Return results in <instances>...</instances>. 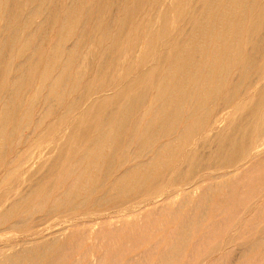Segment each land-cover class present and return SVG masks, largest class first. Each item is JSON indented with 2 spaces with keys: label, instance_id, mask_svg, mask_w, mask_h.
<instances>
[{
  "label": "bare ground",
  "instance_id": "1",
  "mask_svg": "<svg viewBox=\"0 0 264 264\" xmlns=\"http://www.w3.org/2000/svg\"><path fill=\"white\" fill-rule=\"evenodd\" d=\"M145 1L111 0L112 9L109 11L111 16L104 21L99 16L104 0H69L66 3L51 0L50 4L49 0H0V64L10 54L23 58L22 62L15 59L19 62L15 65L13 59L10 65L13 67L7 69V73L12 74L13 78L8 84L6 83V89L0 85V103L3 105L0 111V137L7 132V122L18 113H20L19 120L17 119L15 127L24 124L25 129L32 127L34 129L47 119L53 106L64 105L66 107L64 114L67 116L75 110L80 111L79 118L74 121L67 136L65 146L56 154L52 162L48 163V167L41 176L34 179L27 190L17 194V198L8 203V207L0 209V228L10 220L20 205H27L26 211L19 220H14L15 222H12L8 229H25L31 218L38 216L35 224L29 229L32 238L37 239L24 240L22 245L18 242V245L16 243L1 245L0 264H78L79 261H69L70 254L75 246L82 245L85 240L90 239V234L93 233L96 239H108L120 236L121 233L125 234L128 229L135 231V227L139 224L150 222L157 216L165 214L171 218L179 213L180 207L191 210L188 207L189 199L197 192H199L198 199L201 200L218 192L230 198L243 179L253 177L252 173L258 171V167L264 164V150L258 152V158L251 159L250 166L247 168L244 169V163H242L249 138L254 133L258 135L264 133V118L256 123V116L264 107L263 84L259 86L253 99L239 104L241 112L228 128L217 132L214 139L207 143L208 151L194 150L187 153L186 169L177 171L176 180L185 179L207 165L223 170L222 173L219 174L221 171H218L216 175H209L203 180L198 179L199 181L187 184L186 188L160 199L154 195L140 203L143 205L120 214H115L116 210L113 211L115 215L109 214L103 217H100L103 213L100 215L94 213L93 218L90 215L92 219L85 220L84 216L82 218L84 220L78 221L75 219L76 215L68 213L83 208L89 203L99 207L108 206L119 202L122 198L148 189L149 185L155 182L158 176L179 157L182 147L209 121L215 99L220 94H224L223 102L231 103L237 85L250 78V74H264V0H206L203 11L192 21L191 36L180 43H173L171 53L164 58L161 71L157 74L150 72L139 77L140 72L138 76L133 74L135 67L149 60L155 43L165 38V31L156 30L153 25H149L144 35L143 45L141 44L137 63L125 66L124 75L127 79L120 82L119 77L109 75V69L114 60L113 54L117 49L119 50L123 36L129 31ZM192 1H175L177 17H183L190 10ZM157 3L158 0H155L156 5ZM31 14L43 15L37 27L39 31L37 34L41 36L48 26H53L52 22L55 18L59 19V25H54V28L61 39L57 40L49 50L43 51L39 41L31 45L34 33L26 31ZM164 20V17L160 18V22ZM85 22H89L91 29L81 26V23L85 24ZM91 31L100 33L99 39L95 42L101 48L100 59L96 66L99 75L97 81L88 79V71L93 61V50L91 45L89 47ZM37 37L40 38V36ZM71 38L74 43L67 45ZM17 44L20 46L18 47ZM30 47L33 49L32 54L24 57V51ZM235 70L238 71L239 77L231 83L228 79ZM33 77L37 79V86L24 103L26 105H22L21 93L24 83ZM106 86L111 88L109 94L101 93L100 96H91ZM150 92L153 94L147 109V115H150V118L133 120L135 112L145 104ZM40 103L45 104V107L43 110L39 108L42 112L38 109L39 115L35 119L32 113ZM41 106L40 104L38 107ZM182 123H184L183 128L180 127ZM40 131L37 132L40 133ZM173 134L176 136L168 139ZM164 138L168 140L163 142ZM32 139L36 140V138ZM261 145L263 144H259ZM20 152L19 154H23ZM149 153L152 154L151 157L147 156ZM62 167H64L63 170H61ZM53 176L58 178L62 189L51 196L49 185L45 180ZM215 180L217 183L212 182ZM10 188L12 187L8 189ZM100 190H103L102 193L97 195ZM53 217L62 220L51 222ZM201 220L202 216H199L195 221L196 225H200ZM193 221L192 216L187 212L182 215L177 228L169 231L170 243L164 252L158 255L160 258L155 264H167V257L187 241L189 225ZM55 223L60 224L61 227L50 231ZM261 232L264 236V228ZM3 237L13 239L18 238V235L6 234ZM0 241L3 242L2 239ZM197 244L195 243V246ZM254 244L260 245L264 251V241H254ZM221 248L223 250V247ZM135 255L138 256V254ZM95 260H93L95 264L103 263L102 259L98 258L96 262ZM212 261L209 263L217 264ZM133 262V258H130L124 264H134Z\"/></svg>",
  "mask_w": 264,
  "mask_h": 264
},
{
  "label": "rangeland",
  "instance_id": "2",
  "mask_svg": "<svg viewBox=\"0 0 264 264\" xmlns=\"http://www.w3.org/2000/svg\"><path fill=\"white\" fill-rule=\"evenodd\" d=\"M57 1L59 3H64V2L66 3V1L68 2L69 0H57ZM119 1L122 2V0H118V2ZM175 1L176 0H158L157 5L155 4V0H146L145 1V3L141 6V8L139 10V13H138L139 16L138 15L136 16V18L134 19V21L131 24V27L129 28V31L123 36L119 50L117 49L115 54H113L114 60H113V65L109 69V75L113 74L114 76L119 77L120 82H124L127 79L126 76L124 75L125 66H127L128 64L134 63V62L137 63L139 51H140V48L142 47L144 39H145L144 35L146 34V31H147L146 29L149 25H153L156 30L165 31V38L162 41L155 43V47H154V51L152 53V57L149 60H146V61L139 63L135 67L133 74L135 76H138V73L140 72L139 77H141V76H145L146 74H148L150 72L157 74L159 71H161L164 58L167 57L168 54L171 53L172 47L174 46V44H176L177 42L180 43L182 41H185L188 37L191 36V34L193 32L192 31V29H193L192 21L195 17L200 15V13L203 11V9L206 5V0H193L194 2L192 1L190 10H188L183 15L184 18L183 17L179 18V17H177L176 12H175L176 11L175 10ZM48 3L50 4L51 0H49ZM192 7H193V9H192ZM111 9H112L111 0H104L103 9L101 11V14L99 15L101 17V20L106 21V19L109 16H111V14L109 12ZM93 13H97V12L93 11ZM187 13H188L189 17L187 16ZM97 14H95V15H97ZM161 17L165 18L164 22L163 21L160 22ZM185 17H187L186 20H185ZM42 18H43V15H32L31 14L28 21H27L28 23H27L26 31L28 30L29 32L34 33L32 35L33 39H32L31 45H34L36 43V41H39L41 49L43 51H46V50H49L50 48H52V46L57 42V40L61 39V37H59L57 35L56 30L54 28V25L55 26H57V24L59 25V19L55 18L52 22L53 26H48L46 28L47 30L41 36L40 34L39 35L37 34V33H39V31L37 30V27H38L39 23L41 22ZM184 21H185V23H184ZM182 22L184 23V25ZM181 24L183 25V27ZM81 26L82 27L85 26L86 29H91L89 22H85V24L81 23ZM30 27H31V29H30ZM33 27H35V28L32 29ZM52 32H54V33L52 34ZM97 34H99V35H97ZM91 35H92V38L89 42V47L91 45V48L93 50V61H92V65L88 71V79L97 81L98 80L97 78L99 75H98V72L96 70V66H97L99 59H100L101 48L99 46H97V43L95 44V42L99 39L100 33H98V32L95 33L94 31H91ZM37 36H40V38ZM44 39H45V41H44ZM71 42H72V44L74 43V40H72V38L68 40L67 45H72ZM92 44H95V45L92 46ZM17 46L19 47L20 44H17ZM31 49H32V47H30L29 49L24 51V57L32 54L33 49L32 50ZM29 50L31 53L28 52ZM13 59L14 60L17 59V60H19V62H22L21 60L23 58H17L15 56H13V54H10L7 56V59L3 63L0 64V69H1L0 85H2V87L5 89H6V85L9 83V80H11L13 78V77H11L12 74L7 73L8 72L7 69H9L10 67H13V66H10ZM19 62L15 60V62L13 64L15 65ZM152 62H153V64H151ZM250 75H251L250 78L248 77L249 80H247L248 79L247 78L241 84L239 83L240 84L239 86L237 85L235 92H234V95L236 97L234 96V99L231 103L223 102V95L224 94H222V95L220 94L215 99L212 114L208 119L209 121H207L205 123V125L201 128V130L196 135H194L190 139V141L187 142L182 147L181 152L179 154V157L175 161H173V163L169 166V168L165 172H163L162 174H160L158 176V178L155 180V182H153V183H151V185H149L148 189H146L145 191H142V192L135 193L130 197L122 198L119 200V202L112 203L108 206L99 207V206H94L92 203H89L83 208H78V209H75V210L70 211L68 213L69 214L72 213V215H76L75 219L78 221L79 220L82 221L84 219L90 220L95 215H97V214L100 215L101 213H103V214H101L100 217L101 216L102 217L107 216L109 214L110 215L120 214L123 211H131V210H133L132 208L135 209L138 206L143 205L140 203H142L144 200H146L150 197H154V195L155 196L157 195L158 196L157 198L160 199V198L171 195L173 193L178 192L179 190L186 188L188 186L187 184H192L193 182L206 179L209 175H216V174H218V171H221V172H219V174L222 173L223 170H217L216 167H214V166L210 167L207 165V166H202L201 168H199V170L196 173H194L191 176L189 175V177H187L185 179L183 178V179H180L178 181L176 180L177 171L179 169H182L185 171V169H186V166H187L186 155H187V153L194 151V150H200V151H204V152L208 151L209 150L208 144L211 142V140L214 139L216 133L228 128V126L233 121V119H235L239 115V113L241 112L239 110V104L253 99L255 94L257 93L256 91H258L259 88L264 84V74H262V75L250 74ZM7 76H8V78H7ZM238 77H239L238 71L235 70V71H233L232 75L230 76L231 79L229 78L228 80L232 83V82H235ZM36 84H37L36 77H33V78L25 81L24 86H23V90L21 93L23 96V98H22L23 104L22 105H26L24 103H26L31 92H33L35 90V88L37 86ZM240 88L243 90H241ZM109 91L111 92V88L106 86V87H103L98 92L91 94V96L92 97H96L98 95L100 96L101 93H102V95L104 93H105L104 95H106V94L110 93ZM152 95L153 94L150 92L148 95V99L145 102V104L143 106H141L135 112L133 120H135V121L140 120L144 117H145V119L150 118V115L149 116L147 115V109L150 106V103L152 101V97H153ZM0 97H1V95H0ZM220 97H221V99H220ZM40 104L42 106L38 107V106H40ZM40 104L36 107V109L32 113V115L35 119L38 117L39 112H42L41 109L43 110L45 107V104H43V103H40ZM2 106L3 105L0 103V107H1L0 111H2V108H3ZM61 106L62 105H56V106L51 107L50 112L48 114L49 117L47 116V119H45V121L41 124L42 126L44 125L45 127L44 126L42 127L40 125L43 130L41 129L40 126L37 128H34V129H32L33 127L29 128V129H25L23 127L24 124L21 126L17 125V127L19 126V128L15 127V123H16L20 113H18L17 116L16 115L13 116L12 119L9 122H7V124H6V126L8 127L7 132L3 136L0 137V139H1L0 140V149H1L0 150V157H3V158H0V161H1L0 162V170H1L0 171V179L3 177L4 174L6 175V176L4 175V177L2 178V181L0 180L1 181L0 182V204H1L0 209H2L3 207H5V208L8 207L9 204L11 203V201L17 198V194H19L20 192H22L24 190H27L28 187L31 185V183L34 181V179H37V178H39V176H41L43 171L52 162V160L56 156V154L61 150L62 147L65 146L67 136H68V134L72 128L74 121L77 118H79L80 111L75 110L67 116L66 114H64L65 113L64 111H66L64 109H66V107L64 105L62 107ZM39 108H41V109H39ZM38 109H39V112H38ZM58 109L59 110L61 109V110L59 111ZM54 111H56V112H54ZM76 112H78V113H76ZM50 115H51V117H50ZM59 115H61V117ZM13 118H15V119L13 120ZM70 118H72V119H70ZM263 118H264V107L260 110L259 114L256 116V123L261 122ZM52 119H54V120H52ZM58 119H60V120H58ZM59 121H60V123H59ZM209 123H211V124H209ZM212 123H215V124H212ZM183 126H184V123H182L180 127L183 128ZM180 127L178 128V130L180 129ZM207 127H209V128H207ZM37 131L38 132L40 131V133H38ZM42 131H44V133ZM28 133L30 135H28ZM51 135H53V136H51ZM54 135L56 137H54ZM198 135L200 136V138ZM175 136H176V134H173V136L169 137L168 139H172ZM15 137H17V138H15ZM23 138L26 140H24ZM32 138H34V139L36 138V140H33ZM54 138H55V140H54ZM37 139H38V141H37ZM168 139L164 138V139H162V141L164 142ZM22 141H23V143H22ZM259 144H263V145L259 146ZM18 147L20 150L18 149ZM189 147H191V148H189ZM4 149L6 150L7 153L4 152L5 151ZM23 149H25V150H23ZM263 150H264V133L261 135L254 133L249 138L247 146L244 149V155H243L244 159L242 161V163H244V165H246V167L243 165L244 169L247 168L248 166H250L249 164L252 161L251 159L253 157L258 158L259 157L258 152H261ZM23 151H25V152H23ZM29 151H30V153H29ZM42 151L43 152L45 151V152L43 153ZM19 152L23 153V154H19ZM26 153H28V154H26ZM10 154H11V156H10ZM147 156L151 157L152 154L149 153ZM35 158H37V159H35ZM9 161H11V162H9ZM26 163H27V165H26ZM25 166H26V168H25ZM2 167L7 169L8 171H6ZM175 167H177V168H175ZM63 169H64V167L61 168V170H63ZM240 169L242 170L243 168L241 167ZM3 170H5V171H3ZM258 171H260V172H258ZM258 171L256 170V172L252 173L253 177L244 178L242 183L236 188L235 192L233 193V196L230 198H226L222 195V192H218V193H212L207 199L201 200V199H198L199 198V192H197L196 194H194L189 199L190 203H188V205H189L188 207H190L191 210L188 208L180 207L179 213H176L171 218L168 217L167 215L163 214L161 216H157L154 219L150 220V222L139 224L137 227H135V231H134V229H128V231H125V234L121 233L120 236H115L112 238L110 237L108 239H99V238L96 239V238H94V234L92 233V234H90V239L85 240L84 243H82V245L80 244V245H77L73 248V250L70 254L69 261L70 262L74 261V260L79 261L78 264H95V263H93L94 262L93 260H95V258H96V260H95V262H96L97 259L99 258V259H102V261H103L102 264H106V263L107 264H111V263H113V264H115V263L116 264H124L125 261L129 260L130 258L131 259L133 258L134 264H155V263H157L158 259L160 258V256H158V255H160L162 252H164V250L167 248V245L170 243V237H169L170 234L169 233L172 231V229L177 228V226L179 225V222L181 221L182 215L186 214V212H187L188 215L192 216V220H194L193 223L189 225L188 239L186 242H184L183 244L180 245V248L177 251L171 253L167 257V261H166L167 264H188L189 262H190V264H207V263H209V261H212V260H213L212 263L216 262L217 264H219V263H221V264H264V251H262L263 249L260 245L254 244V241H264V236L261 232L262 229L264 228V164H262L258 167ZM11 172H12V174H10ZM182 173H183V171H182ZM202 173H203V175H202ZM172 174L174 175V177H172L173 176ZM259 174L261 176H259ZM45 181H46L47 185H49V189H50L49 191H50L51 196H54L61 191L62 188L59 185L60 183H59V180L56 176H53L49 179H46ZM212 182L217 183V180L212 181ZM15 183H16V185L13 186V184H15ZM205 183H207V182H205ZM10 186L12 188L8 189ZM169 189L171 192L169 191ZM102 191L103 190L98 191L97 195H100L102 193ZM163 194H165V195L163 196ZM160 196H162V197H160ZM231 199H233V201ZM211 204L213 206H211ZM197 205H198V207H197ZM26 207H27V205H20V207H18V209L12 214V216L10 218L11 221L9 220L4 226H2L0 228V230H2L0 232V236L3 234L2 238H0L3 240V242L0 241V246L3 244H14V243H16L17 245H18V243H19V245H22L24 240L33 241L34 239H37L36 237L32 238L33 236H31V231H29V229H30V227H32L35 224L36 218L38 216H34L33 218H31L30 222L26 224L25 229L24 228L20 229V230L8 229V226L12 222H15L14 220L17 221V220H19V218H21L23 212L26 211ZM114 210H116V211H114ZM180 210H181V212H180ZM95 211H97V212H95ZM110 211H112V212H110ZM113 211L115 212V214ZM90 212H92V213H90ZM87 213H90V214L88 215ZM94 213H95V215H94ZM90 215H92L91 216L92 218L90 217ZM84 216H85V218L82 219ZM199 216H202L201 224L196 225L195 221H197ZM213 216H215V217H213ZM163 217H165V218H163ZM77 218H80V219H77ZM225 218H227V219H225ZM172 219H174V220L172 221ZM220 219H222V220H220ZM54 220H62V219H58V217H53L51 219V222ZM225 220H227V221H225ZM151 221L153 224L151 223ZM162 224H164V225H162ZM60 227H61L60 224L55 223L54 227L50 231H55ZM163 228H164V230H163ZM234 229H236V230L234 231ZM4 230H5V232H3ZM155 230H157V231H155ZM140 233H142V234H140ZM203 233H205V234H203ZM240 233H241V235H240ZM6 234L8 236L16 234V235H18V238L15 237L12 239L10 237L9 238L10 240H9L8 238L3 237ZM151 236H152V238H151ZM158 237H161V238H158ZM157 238H158V240H157ZM5 239H7V240H5ZM160 240H161V242H160ZM19 241L22 243H20ZM117 241H118V243H117ZM133 241H134V243H133ZM188 241H190V242H188ZM195 243H198L199 245L197 244L195 246ZM86 245H88V246H86ZM150 245H151V248L153 247L152 249L150 248ZM232 246H234V247H232ZM221 247H223V250ZM161 248H163V249L161 250ZM192 248H194V249H192ZM158 249H159V251H158ZM228 249H230V250H228ZM119 251H122L123 253L122 252L119 253ZM144 251H146L145 252L146 254L144 253ZM195 251L198 253H196ZM135 254H138V256ZM126 256H127V258H126ZM154 256H156V257H154ZM157 256H158V258H157ZM92 257L94 259H92ZM218 258H220V259H218ZM152 259H154V260H152ZM177 259H179V260H177ZM209 264H211V263H209Z\"/></svg>",
  "mask_w": 264,
  "mask_h": 264
}]
</instances>
